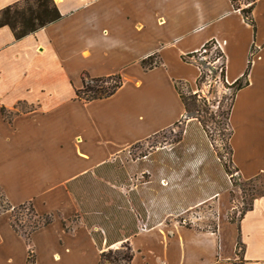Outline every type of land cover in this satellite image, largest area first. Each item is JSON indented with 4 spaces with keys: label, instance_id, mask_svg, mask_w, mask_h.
Wrapping results in <instances>:
<instances>
[{
    "label": "crops",
    "instance_id": "obj_1",
    "mask_svg": "<svg viewBox=\"0 0 264 264\" xmlns=\"http://www.w3.org/2000/svg\"><path fill=\"white\" fill-rule=\"evenodd\" d=\"M16 1L0 0V9ZM53 1L62 17L32 33L16 39L0 26V191L11 206L30 201L52 215L28 244L11 210L0 211V264H25L29 247L34 264H98L101 251L123 240L129 264H232L234 238L180 223L160 220L99 243L70 185L184 116L175 82L194 83L200 69L181 56L212 39L227 83L248 68L228 112L232 164L240 179L264 175V0L251 10L255 29L232 0ZM152 54L159 64L144 68ZM83 71L119 73L121 85L104 98L76 99ZM238 228L244 264H264V192Z\"/></svg>",
    "mask_w": 264,
    "mask_h": 264
},
{
    "label": "rangeland",
    "instance_id": "obj_2",
    "mask_svg": "<svg viewBox=\"0 0 264 264\" xmlns=\"http://www.w3.org/2000/svg\"><path fill=\"white\" fill-rule=\"evenodd\" d=\"M250 1L236 0L241 7ZM217 46L191 59L201 69L194 83H179L184 97L194 94L195 107L171 127L130 145L70 185L81 207L78 217L82 215L99 243L105 235L108 240L129 237L161 220L218 230L224 240L234 238L241 256L238 221L252 199L264 192V175L240 179L232 164L228 112L233 89L220 74L223 57ZM14 216L23 230L38 220L29 205ZM128 246L123 240L111 249L124 252Z\"/></svg>",
    "mask_w": 264,
    "mask_h": 264
},
{
    "label": "trees",
    "instance_id": "obj_3",
    "mask_svg": "<svg viewBox=\"0 0 264 264\" xmlns=\"http://www.w3.org/2000/svg\"><path fill=\"white\" fill-rule=\"evenodd\" d=\"M254 2L255 0H251L250 2H248L247 6L241 7L237 4L236 0H232L233 6L236 9H239L244 20L250 25H252L253 29H255V22L251 15V10L253 8ZM61 17L62 15L59 12L53 0H19L0 9V26L7 25L12 31L14 37L18 39L29 33L36 31L40 27L50 22L58 20ZM212 45L217 46L215 40L213 39L208 40L201 46L199 50L187 53L185 55H182L181 57L185 61H192L191 59L194 58V56L197 54L198 51H206ZM221 56L223 57V65L220 74L225 81V57L222 51H221ZM154 58H156V55L153 54L149 55L143 58L140 61V63L144 68H151L155 65H158L160 62L159 59L154 60ZM249 65L250 63H248V66ZM247 72H248V68L245 70V72L240 78H237L233 82L227 84L233 89V94L237 89L241 88L247 83L246 80ZM81 82H82L81 87L76 88L74 91L75 98L83 101H90L93 99L104 98L113 94L117 90V88L121 85V76L119 73L102 75V76H90L88 72L83 71L81 74ZM181 82L182 81L180 80L176 81L175 88L178 91L180 98L184 104L185 111H189L190 107L196 106V100L194 99L193 96L194 94L188 97H184L181 94L179 89V83ZM233 94H232V98H233ZM0 193L3 197L2 199L3 203L0 201V211L6 209L11 210L10 223L12 227L16 231L23 234L26 237V240L29 244V239H28L29 234L34 229L48 224L52 220V215L37 214L34 211L30 201L23 202L16 206H11L7 202L4 194L1 191ZM26 205L30 206V209H32L34 216L37 217L38 220L35 221V223L31 225L28 228V230H23L18 227L19 225L16 217L14 216V212L17 209H21ZM244 212L245 211L241 213L240 217ZM135 232L136 231H134V233ZM242 252H243V248H242ZM235 254H236V258L231 261L232 264H244L242 253L241 256H238V252L235 251ZM132 256H133V251L130 245L127 247V250L124 252H119L117 250L108 248L100 252L98 264H104V261L108 262L107 264H129L132 259ZM25 264H34V254L30 247L28 248V256Z\"/></svg>",
    "mask_w": 264,
    "mask_h": 264
}]
</instances>
